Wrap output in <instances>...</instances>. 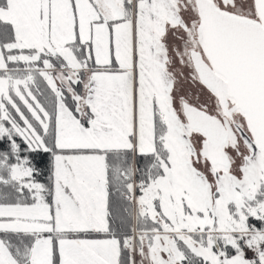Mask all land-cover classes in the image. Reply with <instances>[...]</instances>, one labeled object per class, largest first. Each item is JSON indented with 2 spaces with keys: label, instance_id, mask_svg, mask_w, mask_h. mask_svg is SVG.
<instances>
[{
  "label": "snow or ice",
  "instance_id": "snow-or-ice-1",
  "mask_svg": "<svg viewBox=\"0 0 264 264\" xmlns=\"http://www.w3.org/2000/svg\"><path fill=\"white\" fill-rule=\"evenodd\" d=\"M0 264H264V0H0Z\"/></svg>",
  "mask_w": 264,
  "mask_h": 264
}]
</instances>
